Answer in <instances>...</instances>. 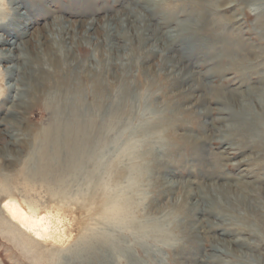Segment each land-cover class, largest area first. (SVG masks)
Here are the masks:
<instances>
[{
    "label": "rangeland",
    "instance_id": "obj_1",
    "mask_svg": "<svg viewBox=\"0 0 264 264\" xmlns=\"http://www.w3.org/2000/svg\"><path fill=\"white\" fill-rule=\"evenodd\" d=\"M0 74V179L73 201L53 264H264V0H0Z\"/></svg>",
    "mask_w": 264,
    "mask_h": 264
},
{
    "label": "bare ground",
    "instance_id": "obj_2",
    "mask_svg": "<svg viewBox=\"0 0 264 264\" xmlns=\"http://www.w3.org/2000/svg\"><path fill=\"white\" fill-rule=\"evenodd\" d=\"M164 38H166V37H164ZM166 39H169V38H166ZM31 49H33V48H31ZM167 49H168V47H167ZM5 57H6V59L8 61H13V55L8 54V53H5ZM40 68L39 69L42 71V73H44L43 67L40 66ZM16 69H19L18 66H17ZM13 70H15V69H12V71ZM36 74H38V73H36ZM47 74L43 75V83H44V86L51 88V87L54 86L53 85L54 83L49 79L50 76H48V75H50V73L48 75ZM56 75H57V73H56ZM1 78H2V76L0 74V80H1ZM39 80H40V78H39ZM0 88H2V87H0ZM40 89L41 88L38 85V86H35V90L34 91L38 95H41L40 93H43V92L40 91ZM49 102H51L50 99H49ZM66 106H68V105H66ZM77 115H79V114H77ZM66 117H68V116H66ZM79 121H80V119H79ZM66 123H68V122H66ZM45 130H48V129L46 128ZM43 132H44V130H43ZM66 133H68V132H66ZM45 134L48 135L50 133L47 131ZM50 136H52V135H50ZM56 138H57V136H56ZM15 141H17V140H15ZM49 145H51V144H49ZM37 152H39V151H37ZM56 153H59V151L57 150ZM60 154H61V152H60ZM39 157H40V155H39ZM42 158L43 157H41V159ZM43 162L46 163L45 161H43ZM48 162L49 161L47 160V163H46L47 165H48ZM57 163H59V162H57ZM39 164H40V162H39ZM45 168H47V167H45ZM48 171H49V169H48ZM18 172L20 174L21 171H18ZM33 172H35V174H36V171H33ZM49 174H51V173L49 172ZM17 175H18V173H17ZM22 175H23V173H22ZM45 175H46V173H45ZM32 176H33V174H32ZM51 176H53V175H51ZM2 177H3V174H2ZM46 177H48V176H46ZM37 178H35V179H37ZM50 178L53 179L52 177H50ZM42 183H43V181H42ZM50 183H51V181H50ZM53 183H54V181H53ZM20 184L22 185V191L23 192H22V194H17L18 192L16 193L13 190L16 187L18 188V186ZM61 186L62 185L60 184V187ZM39 188H42V187L39 186ZM65 188L63 187V190ZM66 189H68V188H66ZM69 189H71V187ZM15 191H17V190H15ZM35 191H36L35 184L33 182H31L28 178H26V177L24 178V175H23V178H20V179L19 178L18 179L13 178V179H6L5 181H3V180L0 179V198H1V200H0L1 201V203H0V223L4 224V226H5L4 229L7 230V233L14 234L15 237L12 236V238L14 240H17L16 237H18V238H20L23 241L22 248L24 250L32 253L31 254L32 256H35L34 257V260L36 261L37 264H40V263L43 264V262H44V264H45V262H46V264H53L52 262L54 261V259H56L58 257H62L61 256L62 250H60L59 247H58V245H56V244H59V245L65 244L66 242L69 241V237H72L73 236L72 234L67 235L66 229H65V226L66 225H71L72 224L71 223V220H72L73 217L71 218L68 213L70 211L69 209L71 207L73 208V205H72L73 204L72 203L73 201L70 202L71 201L70 200L71 198H69V196L66 195L68 193L54 191L53 193L52 192L49 193L51 195V197L53 198V200H52L53 201V204H51V206H48V204H42V203H40V201H38L36 199L35 195L33 194ZM39 195H40V193H39ZM116 195H117V192H116ZM36 196H38V195H36ZM48 198H50V197H48ZM105 198H107V197H105ZM108 198H109V196H108ZM6 202H11V207L10 208H5L4 207V205H5ZM74 203H76V202H74ZM79 203H80L81 208H83L88 214L91 213V215H92V212L93 211L97 210L99 213H101L100 215L103 216V217H104V215H112V216L118 218L124 212V207H123L122 203H120V201H119V203L117 201H114V200L109 201V202L103 201V202H101V204H99V203H95V200L92 199V198H84ZM86 216H87V214H86ZM86 216L83 217V221H82V224L85 226V229L90 224V222L87 220ZM36 217H40L41 219H43L45 221V224L50 225V231L49 232L44 233L40 229L39 222L36 220ZM48 242H50V245H48ZM79 250H82V249H79Z\"/></svg>",
    "mask_w": 264,
    "mask_h": 264
},
{
    "label": "snow or ice",
    "instance_id": "obj_3",
    "mask_svg": "<svg viewBox=\"0 0 264 264\" xmlns=\"http://www.w3.org/2000/svg\"><path fill=\"white\" fill-rule=\"evenodd\" d=\"M5 208H10L11 207V202H6L4 205ZM36 220L39 222L40 229L44 232L47 233L50 231V225L45 224V221L41 219L40 217H36Z\"/></svg>",
    "mask_w": 264,
    "mask_h": 264
}]
</instances>
